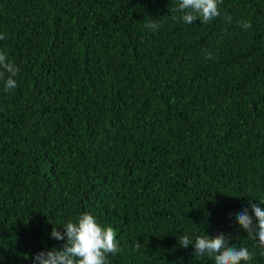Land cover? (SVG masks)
<instances>
[{"label": "trees", "instance_id": "trees-1", "mask_svg": "<svg viewBox=\"0 0 264 264\" xmlns=\"http://www.w3.org/2000/svg\"><path fill=\"white\" fill-rule=\"evenodd\" d=\"M176 7L0 0L20 68L0 82V264L62 248L52 228L85 212L117 232L109 264H214L178 237L218 232L264 264L235 222L264 200V0H223L208 24Z\"/></svg>", "mask_w": 264, "mask_h": 264}, {"label": "clouds", "instance_id": "clouds-1", "mask_svg": "<svg viewBox=\"0 0 264 264\" xmlns=\"http://www.w3.org/2000/svg\"><path fill=\"white\" fill-rule=\"evenodd\" d=\"M223 0H177V7L173 11L180 13L179 19L183 23L193 24L197 20L201 24H208L221 15L220 5ZM231 21V17L227 18ZM240 27L247 31L252 27L250 22L240 21ZM145 27L155 32L159 28L156 20L149 19ZM5 36L0 34V40ZM206 59H213L211 53H206ZM20 68L8 59L5 52L0 51V82L3 83L5 93L14 90L17 86L15 79ZM254 200V199H253ZM264 200L259 203L249 201V208L236 214L238 223L247 235L264 248ZM254 214V215H253ZM63 233L53 227L50 238L65 241L62 248L53 247L37 253L34 264H109V255H116L122 251L116 230L108 225H101L97 218L87 212L78 217L77 221H68L63 225ZM180 247L194 248L195 257L207 256L214 260V264H250L253 253L246 247L237 248L231 244V238L218 232L215 237L207 234L198 236L193 244L188 235L178 237ZM140 244H137L139 247Z\"/></svg>", "mask_w": 264, "mask_h": 264}]
</instances>
